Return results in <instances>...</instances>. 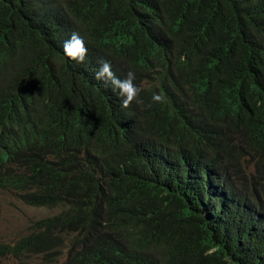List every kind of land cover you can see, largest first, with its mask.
<instances>
[{
  "label": "trees",
  "instance_id": "obj_1",
  "mask_svg": "<svg viewBox=\"0 0 264 264\" xmlns=\"http://www.w3.org/2000/svg\"><path fill=\"white\" fill-rule=\"evenodd\" d=\"M0 186L63 207L1 256L264 264V0H0Z\"/></svg>",
  "mask_w": 264,
  "mask_h": 264
},
{
  "label": "rangeland",
  "instance_id": "obj_2",
  "mask_svg": "<svg viewBox=\"0 0 264 264\" xmlns=\"http://www.w3.org/2000/svg\"><path fill=\"white\" fill-rule=\"evenodd\" d=\"M62 207L31 206L14 192L0 188V243H13L30 232L32 223L61 211ZM0 264H46L36 255L0 256Z\"/></svg>",
  "mask_w": 264,
  "mask_h": 264
},
{
  "label": "clouds",
  "instance_id": "obj_3",
  "mask_svg": "<svg viewBox=\"0 0 264 264\" xmlns=\"http://www.w3.org/2000/svg\"><path fill=\"white\" fill-rule=\"evenodd\" d=\"M62 51L69 60L75 61L76 63L83 62L85 58V54L87 52V48L85 47L84 38L81 37L77 32L73 31L69 35V37L63 42ZM93 75L96 79L103 81L105 84L109 85L110 90L114 92L117 95V97L120 99V103L122 106H127L130 102L133 103L135 100L138 99L140 88L133 83L134 76L132 72H128L127 75L123 79H121L120 77L116 76L113 73L110 63L107 60H103L99 63V66L97 70L93 73ZM160 99H161V96L159 94L155 92L152 94L153 101H159ZM0 188L12 191L11 189L5 188L4 186H0ZM28 205H31V204H28ZM31 206H37V205H31ZM45 207H49V206H45ZM54 207H58V206H54ZM29 255H35V254H29ZM18 256H21V255H18ZM18 256H15V257H18ZM43 260L46 263L44 258Z\"/></svg>",
  "mask_w": 264,
  "mask_h": 264
}]
</instances>
